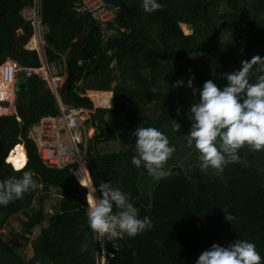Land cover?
Returning <instances> with one entry per match:
<instances>
[{
    "label": "trees",
    "instance_id": "obj_1",
    "mask_svg": "<svg viewBox=\"0 0 264 264\" xmlns=\"http://www.w3.org/2000/svg\"><path fill=\"white\" fill-rule=\"evenodd\" d=\"M124 1L132 13L117 12L116 21L106 29L88 13L74 9L79 0H38L39 22L46 27L42 49L47 62L70 67L74 73L94 68L82 76L80 85L71 86L70 97L90 102L80 94L102 90L106 92L89 91L91 100L95 105L112 104L97 109L107 113L103 118L91 114L94 134L79 145L95 167V172L89 171L92 186L98 189L101 182H108L126 193L138 218L148 217L153 225L135 237L103 239L105 252L113 254H106L107 263L196 264L213 244L227 247L239 239L254 243L264 264V149H240L246 166L229 163L219 173L212 168L202 171L200 154L187 146L185 138L192 124L189 108L199 102L204 82L212 80L222 89L227 85L223 74L239 70L242 60L264 57V0H157L163 8L152 13L143 10L142 0ZM33 3L0 0V59L12 57L21 66L40 64L37 50L24 48L22 41L30 25L20 12ZM179 23L191 32L183 33ZM18 29L23 36L17 35ZM13 43L17 45L12 51ZM134 52L142 54L149 67L136 66ZM261 67L256 79L264 75ZM190 77L195 95L187 87ZM178 80L184 83L173 87ZM43 85L41 78L18 74L16 113L0 115V181L22 175L6 157L23 144L24 170L31 171L40 185L23 199L0 205V229L17 216L21 232L15 238L31 234L28 222L45 218V202L52 197H57V220L52 231L40 229L28 258L0 236V264H95L102 243L88 226V190L73 175L76 164H45L27 136L30 125L60 110L55 95ZM173 120L180 125L176 133ZM143 127H155L175 148L165 165L172 174L158 181L132 163L137 154L132 133ZM229 214L235 217L231 222L225 219Z\"/></svg>",
    "mask_w": 264,
    "mask_h": 264
},
{
    "label": "clouds",
    "instance_id": "obj_2",
    "mask_svg": "<svg viewBox=\"0 0 264 264\" xmlns=\"http://www.w3.org/2000/svg\"><path fill=\"white\" fill-rule=\"evenodd\" d=\"M36 1L38 5V0ZM142 8L146 13H152L162 9L163 5L158 3L157 0H142ZM117 12L119 11L117 10ZM26 36L27 32L22 40L24 41V48L30 50L35 49L37 52L39 49L42 50L40 41L36 43L40 45L39 48L38 46L37 48L34 47L36 44H29V46H33L32 48L26 47L28 41ZM9 59L15 60L9 57L5 59L4 62ZM240 63L241 67L239 70L223 74V77L227 80V85L222 89L217 87L212 80L205 81L199 92V102L193 103L189 108L192 114L190 118L192 124L185 138L187 146H194L200 154L199 159L201 163L199 166L202 171L212 168L219 173L222 172L224 167L229 163H242L246 166L247 161L242 160L238 155L240 149L245 146H248L250 150L253 151L264 149V75H259L256 82H250L254 66L262 65L259 70L264 72V57L253 56L250 60H242ZM58 67L61 69L59 65ZM61 70L65 72L66 78L67 69ZM193 79L194 77L189 78L187 87L191 88L195 95L197 90L193 87ZM80 81L81 79L77 81V84L80 85ZM44 83L46 82L44 81ZM183 83L182 80H178L173 87L180 86ZM61 87L62 85L56 97L48 86V90L55 95L56 100L59 98V94L60 96L62 95ZM86 90L84 93H81L80 96L88 98L90 102L87 103L94 104L89 94H85ZM63 106L70 105L65 104ZM63 106L61 105V107ZM95 106L96 110L98 107L109 108L102 105ZM76 108L81 109L82 112L84 109H88L78 106H76ZM177 112L179 114V109ZM57 115H59V113ZM57 115L46 117H56ZM83 121L84 120L79 123L80 130L82 129ZM92 129L90 134H94L93 131H95V129ZM172 129L175 133L180 130V125L174 120ZM81 133L83 132L81 131ZM132 135L135 137V148L137 153L132 157V163L137 168L143 166L147 170V173L157 181L161 178L170 176L172 173L170 170L165 169V165L175 152V148L169 146L168 137L155 127L136 128ZM83 136L82 134L78 149L80 148L79 145L84 143ZM91 136H89V138ZM10 164L12 165V163ZM12 167L17 172L22 173V175L19 178L11 177L0 181V205L6 206L14 200L23 199L24 194L40 187L34 179L33 173L24 170L26 168V162L18 163L14 166L12 165ZM84 168L87 169L83 161L81 170L88 179ZM76 169L77 164L73 170V175L77 181H79L75 175ZM87 171L89 170L87 169ZM78 172H80V170ZM79 183L81 182L79 181ZM97 190L101 194L99 197L95 195ZM87 203L88 226L97 234L98 239L101 240V257H105L106 263V254L109 255L110 252H105L103 239L106 238L108 241L123 239L125 234L128 237H135L137 234L153 226L148 217L143 219L138 218V209L129 202L127 194L118 188L112 187L108 182H101L98 189L97 187H93L91 189V194L88 196ZM114 205L115 208L118 209L115 213L113 212ZM223 210L225 212V209ZM225 219L231 222L235 217L229 214L227 216L225 215ZM84 247L86 248V246ZM196 264H261V256L257 252L254 243L237 239L227 247L213 244L209 250H205L199 255Z\"/></svg>",
    "mask_w": 264,
    "mask_h": 264
},
{
    "label": "built area",
    "instance_id": "obj_3",
    "mask_svg": "<svg viewBox=\"0 0 264 264\" xmlns=\"http://www.w3.org/2000/svg\"><path fill=\"white\" fill-rule=\"evenodd\" d=\"M74 9L77 12L88 13L93 20L106 29L107 25L114 23L117 17L116 8L105 3L104 0H79ZM20 14L25 21L29 22L32 33L38 30L40 22L36 0L33 5L24 7ZM120 30L124 28L120 27ZM29 43L33 44L36 41L29 37L26 47L32 48L33 46H29ZM37 46L40 45L36 44L34 47L37 48ZM40 51L41 49L38 50V54ZM39 57L40 64L36 66H21L13 59L6 60L0 65V114L16 113L14 88L20 72L27 77L41 78L56 97L58 96L60 86L65 79V72L59 69L58 64L48 63L44 54L41 56L39 54ZM81 113L82 110L76 107L60 106L59 115L56 117H43L30 125L28 137L35 143L38 154L45 164L62 167L74 162L77 164V172L82 169L83 161L78 154V144L82 138L79 128ZM109 255L113 254L109 253ZM103 264L108 263L104 260Z\"/></svg>",
    "mask_w": 264,
    "mask_h": 264
},
{
    "label": "rangeland",
    "instance_id": "obj_4",
    "mask_svg": "<svg viewBox=\"0 0 264 264\" xmlns=\"http://www.w3.org/2000/svg\"><path fill=\"white\" fill-rule=\"evenodd\" d=\"M179 27L181 28L182 32L185 34H189L191 32L190 27L185 25V24H179ZM38 48H39V46H38ZM141 56H143V55L139 54L137 52H134V61L136 60L135 61L136 66L142 67V68L149 67V61L147 59H144L143 58L144 56L143 57H141ZM112 64L113 63L111 62L110 65H112ZM258 68H259V65L254 66V68L252 70V76H251L250 82H253V83L256 82V74H257L256 72H257ZM85 94H88V93H85ZM111 97H112V92H111ZM196 100L199 101V98ZM97 103H98V105L101 104L99 102H97ZM111 107H112V104H111ZM98 108H104V107H98ZM91 114H92V112L90 110L84 109V111L82 112L81 117H80V121H82L84 119L83 126L81 129V131L83 132L82 134L84 135L83 136V142H85L89 138V136H91L93 134V133L90 134V132H92V130H93L92 128H94V127H91V125L89 123V120L91 118ZM105 116H107V113H104V116H102V118ZM87 133H88V135H87ZM21 145L23 146V144H21ZM23 148H24V146H23ZM84 170L87 173V176L89 179V181H88V179L84 175L85 179L88 181V185L87 184L86 185H87L88 196H89L91 194V189L93 188V186H92L91 180L89 178V171H87L86 168H84ZM78 173L79 172L76 171L75 175L77 176ZM95 195L98 196L97 193H95ZM55 198H57V197H52L50 199L48 198L46 200V202H45V218L39 219V220L37 219L35 221L30 220L28 222V224H29L28 228L31 231V234L23 235V237L16 239L15 233L21 232V228L19 225L18 217L12 216L8 220L7 224L3 228L0 229L1 239L4 240L5 242H7V244L9 246H11L17 253H19L23 257H26V258L30 257L32 254L31 244H32L33 240L36 238V236L40 233V229L42 227H47L51 231L54 229L53 227L55 226V223L57 220V216L55 214L57 201ZM36 201H37V198H34L33 203L35 204ZM104 260H105V257L102 256V257L96 259L95 264H103Z\"/></svg>",
    "mask_w": 264,
    "mask_h": 264
},
{
    "label": "water",
    "instance_id": "obj_5",
    "mask_svg": "<svg viewBox=\"0 0 264 264\" xmlns=\"http://www.w3.org/2000/svg\"><path fill=\"white\" fill-rule=\"evenodd\" d=\"M105 3L110 4L112 6H114L118 11L120 12H124L126 15H129L132 13V6H130L129 4H127L124 0H104ZM24 42V41H23ZM16 45L17 43H13V50H16ZM4 60L0 59V64L3 63ZM94 68H90L88 70L79 72V73H74L70 67L67 68V73H66V78L64 83L62 84L61 87V91L65 92L66 95V100H65V104L66 105H70V106H78V107H86L88 109H90L92 112L96 113L99 117H102L104 115V112L102 113H98L96 110V106L94 104H90L87 102H78L76 100H73L70 95H69V89L71 88V86L79 81L82 76L86 73H88L89 71L93 70ZM45 90H48V85L46 83H44L43 85ZM79 155L81 156L82 160L85 162L87 169L90 171L95 172V167L94 164L92 162V160H90V158L86 155V153L84 152V150H82L81 148L78 149Z\"/></svg>",
    "mask_w": 264,
    "mask_h": 264
},
{
    "label": "bare ground",
    "instance_id": "obj_6",
    "mask_svg": "<svg viewBox=\"0 0 264 264\" xmlns=\"http://www.w3.org/2000/svg\"><path fill=\"white\" fill-rule=\"evenodd\" d=\"M35 44L36 43H33V45H35ZM6 161L9 163H12L13 166L18 164V163L26 162V153H25L23 146L21 144H17L16 146H14L10 150V152L8 153V155L6 157ZM77 178L81 182V184H83V185L87 184L88 185V181L85 179L82 170H80V172L78 173Z\"/></svg>",
    "mask_w": 264,
    "mask_h": 264
},
{
    "label": "crops",
    "instance_id": "obj_7",
    "mask_svg": "<svg viewBox=\"0 0 264 264\" xmlns=\"http://www.w3.org/2000/svg\"><path fill=\"white\" fill-rule=\"evenodd\" d=\"M179 24H182V23H179ZM46 30V27L45 26H42L41 24L39 25V28H38V30L36 29V31L35 32H33L32 33V30H31V28L27 31V40H28V37H31V38H33V40H35L36 41V43H37V41H40L41 42V46H42V43H43V40H42V36H43V33H44V31ZM107 33H110V32H108V31H105V34H107ZM17 35H24V31L22 30V29H19L18 31H17ZM30 44V43H29ZM28 44V45H29ZM40 50V49H39ZM40 56H41V54H43V49L40 51ZM80 82H82V81H80ZM89 91H94V92H106V91H102V90H99V91H95V90H86V93H88ZM108 92H110V91H108ZM111 99H112V97H111ZM65 100H66V95H65V92L64 91H62V95L60 96V94H59V98H57V103H58V106H63V105H65ZM111 102H112V100H111Z\"/></svg>",
    "mask_w": 264,
    "mask_h": 264
}]
</instances>
